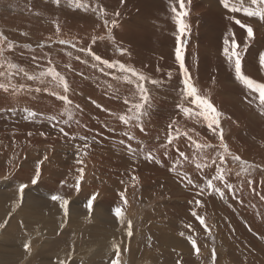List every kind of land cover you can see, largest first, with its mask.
<instances>
[{
    "label": "rangeland",
    "instance_id": "obj_1",
    "mask_svg": "<svg viewBox=\"0 0 264 264\" xmlns=\"http://www.w3.org/2000/svg\"><path fill=\"white\" fill-rule=\"evenodd\" d=\"M207 1L216 7L205 6L206 0L187 5L184 59L191 82L223 114L219 120L227 153L219 129L208 128L202 117L185 116L178 107L195 109L182 95L185 77L175 59V0H79L86 9L73 0H0V33L7 37L0 41V84L8 87L7 92L0 89V264H112L116 245L120 264H264V107L258 94L236 79L223 55L229 30L241 47L247 40L245 30L228 19L235 16L254 30L243 71L264 83L258 62L264 54V21L229 13L219 0ZM101 10L107 12L103 19ZM81 49L148 78L151 108L141 117L143 132L136 121L126 125L117 118L132 115L131 102L139 99L137 78ZM53 68L68 81V92L51 76L42 77L43 82L28 79ZM152 79L160 83L152 85ZM29 111L37 115L29 117ZM173 121L179 136L169 144L170 134L178 135L169 128ZM126 132L135 138L129 140ZM193 141L212 147L197 150ZM149 154L155 159H146ZM37 164L41 176L32 184ZM80 168L77 192L72 185ZM220 170L231 185L213 181L223 198L207 187ZM21 184L28 185L22 198ZM95 193L89 211L86 205ZM53 194L69 201L67 215L60 202L50 199ZM116 207L123 210V224L114 215Z\"/></svg>",
    "mask_w": 264,
    "mask_h": 264
},
{
    "label": "snow or ice",
    "instance_id": "obj_2",
    "mask_svg": "<svg viewBox=\"0 0 264 264\" xmlns=\"http://www.w3.org/2000/svg\"><path fill=\"white\" fill-rule=\"evenodd\" d=\"M57 3H59V0H57ZM73 3L76 7L80 8L83 7L86 9V5L82 4L79 2V0H73ZM219 3L223 6L224 9H226L229 13H240L242 12L244 16L247 17H257L260 21H264V0H250V5L245 6V0H219ZM177 4L179 8H177ZM191 4V0H175V3L172 4L171 6V12L173 13V21L177 26L178 30V35L176 36V42H177V47L175 48V59L179 64V68L183 71V75L185 77L183 84L184 88L182 90V95L186 96L189 100L190 103L195 104V109L190 108V107H185L184 104L178 105L180 108V111L187 117L193 118V117H202L204 121L207 122V126L210 129L218 130L217 132L220 142H221V147L224 149V151L227 153L229 151L228 145L224 143V137H223V131L220 129V120L219 117L222 116L223 114L220 113L214 105L210 102V100L206 97L200 94L199 90L195 87V85L191 82V76L189 74L188 68L185 66V59H184V53H185V42L183 41L182 37L186 36L189 34V28L190 26L185 22V17L188 16V9L187 5ZM252 5L255 7L253 8ZM107 15V12L104 10H101V19H103L104 16ZM116 16H119V12L115 13ZM229 19L234 20L235 24L239 25L241 29H244L246 34H247V40L244 42L243 47H241L235 39V34L229 30L228 35L224 37L223 43H224V48H223V55L226 58L227 62L234 68L235 71V76L238 81H240L246 88H248L250 91L255 92L258 94V99L260 102V105L264 107V83H259L255 81L254 79L248 77L244 71H243V66H242V61L244 59V53L247 51L248 44L255 38L254 37V30L250 25L244 24L241 22L240 19H236L235 16H230ZM104 27H108V21L104 20ZM112 27H116L117 23L115 20L112 22ZM111 28L108 29V36L109 39H112L111 35ZM56 32H60V26L59 24L56 25ZM7 37L4 36L2 33H0V41L6 40ZM100 39H103V37H100ZM95 42V41H94ZM59 43L61 44H66L69 43L66 40H59ZM9 48L12 47L11 44L8 45ZM121 54H123L126 50L125 49H119ZM81 51H87V53L92 56L96 61H99L100 63L104 64L108 68H118L121 72L124 73H131V76H134L137 78L136 82V87L138 89V94H139V99L136 102H131L132 107L129 108V112L132 113V115H121L118 116L117 118L120 121H123L124 124L128 125L131 124L132 121H136V126L140 128V131H144L143 127V121L141 119L142 116L146 115L148 112V109L151 108V96L149 93V89L145 86V82L148 81V78L145 77L143 74L136 72L135 69L129 68L124 64H113L110 63L108 60H102V58L99 55H96L91 51V49H81ZM3 54V48L0 47V55ZM79 58V57H77ZM259 64L262 68H264V54H261L259 56ZM3 65H0L2 67ZM17 66L15 64H9V68H16ZM20 71H24L23 69H20ZM26 76H28L27 72L24 73ZM169 77H171V73L168 74ZM44 76H51L52 80L62 87L63 92H68L69 89V83L68 81L59 73L57 72L54 68L49 69L47 73H41L40 77L36 76H28L29 80H35L38 78H41V82H43L42 77ZM129 83H131V80H128ZM150 83L152 85H157L160 82L158 80L152 79L150 80ZM0 89H3L5 92L8 91V87L4 84H0ZM36 91H40V89H36ZM52 94H56L54 91ZM58 98L61 101H64L65 104H71V101L69 100L68 96L59 94ZM126 104L130 103V101L125 100L124 101ZM261 114H264V111H262ZM29 117H35L37 115L36 112L34 111H29L28 113ZM69 118L71 119V113L68 114ZM176 122L173 121L170 123L169 128L175 129L177 132V137H171L168 139V143L172 144L173 140L178 138L179 136V129L175 128ZM61 132L64 130L61 128ZM31 135V133H29ZM67 135V133H65ZM126 136H128L129 140L134 139L135 137L131 136L129 133H125ZM183 135H187V133H184ZM193 144H195V147L197 150H200L204 147H212L211 145H205V144H200L197 143L196 141H193ZM131 150V146H129ZM182 156L184 155L183 152L180 153ZM146 159H155L154 156H151L150 154L145 157ZM187 159V157H185ZM234 160L240 161L241 164H246L245 161H242L239 156H233ZM44 160H47V156L44 157ZM80 162V161H78ZM43 161L40 162L42 164ZM215 163V162H213ZM40 164H37L36 169H35V174L33 179L31 180L32 184H36L39 182L40 176H41V168ZM206 166V165H205ZM197 169L201 168V164L197 163L196 165ZM250 167V166H249ZM78 172H80V176L77 178L76 183L72 185L78 192L80 190V181L83 179V169L80 168L78 169ZM136 177H133V180H136ZM214 180H221L225 181L223 170H220L219 174L212 179H209L207 182V187L208 188H215V190L220 194L221 198L225 195L223 191H221L219 188H216L214 184ZM193 181L191 178H188V184L192 185ZM28 187L27 184H21L19 188V192L21 195V198L23 197L24 190ZM225 187L226 188H231V185L225 181ZM99 193H95L91 196L89 199L86 207L89 209V211L92 210L93 208V203L97 199V196ZM122 198H123V194ZM50 199L54 202H60V206L64 209L65 215L68 214V204L69 201L64 198L63 196L59 194H53L51 195ZM261 199L264 200V196H261ZM198 206H203L201 201H196L195 202ZM128 201L126 198H124V205L125 207L127 206ZM114 215L118 220H120L121 224L124 223V213L121 207H116ZM192 215L196 217V219L199 220L201 225L205 224V221L202 217L198 216L195 211L192 212ZM206 228V225H205ZM127 234L129 237L133 235L132 232V226H131V221H128L127 223ZM183 235V233H181ZM189 241L192 244L193 248L196 249L197 252H199V248L196 246V242L189 237ZM25 249L27 251H30V245L25 244L24 245ZM116 248V253H115V259L112 261V264H120V249L119 246L116 245L114 246ZM213 258L215 257V253L213 251ZM60 264H66L65 261H61Z\"/></svg>",
    "mask_w": 264,
    "mask_h": 264
},
{
    "label": "bare ground",
    "instance_id": "obj_3",
    "mask_svg": "<svg viewBox=\"0 0 264 264\" xmlns=\"http://www.w3.org/2000/svg\"><path fill=\"white\" fill-rule=\"evenodd\" d=\"M131 3V2H130ZM204 5L206 6V5H210V6H215V4H213V2H209V1H207L206 0V2H204ZM107 7V6H106ZM216 7V6H215ZM199 8H201V7H199ZM218 8V7H217ZM200 10V9H199ZM198 11V10H197ZM226 11V10H225ZM221 12V11H220ZM112 13V12H111ZM228 16H230V15H228ZM229 19V18H228ZM228 21V20H227ZM137 22V21H136ZM137 27V26H136ZM137 28H139V27H137ZM143 31V30H142ZM139 33V32H138ZM120 40V39H119ZM263 50V49H262ZM132 51V50H131ZM259 62V61H258ZM249 67H251L253 70H256V66L255 65H251V64H249L248 65ZM259 67V66H258ZM246 68H247V66H246ZM258 74V73H257ZM264 77V76H263ZM174 240V239H173Z\"/></svg>",
    "mask_w": 264,
    "mask_h": 264
}]
</instances>
